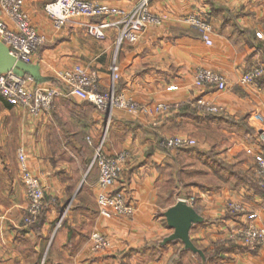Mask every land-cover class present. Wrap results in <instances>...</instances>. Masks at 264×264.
Instances as JSON below:
<instances>
[{
  "label": "crops",
  "instance_id": "0c3cea01",
  "mask_svg": "<svg viewBox=\"0 0 264 264\" xmlns=\"http://www.w3.org/2000/svg\"><path fill=\"white\" fill-rule=\"evenodd\" d=\"M49 1L26 2L34 26L47 36L32 64L39 84L59 86L63 95L50 113L37 118L0 98V264H264V247L248 248L238 237L246 216L226 209L231 201L242 202L258 214L254 223L264 227V189L256 181L254 160L255 153L264 155L258 140L264 130V0H151V11L163 24L119 48L116 90L148 108L164 103L168 109L136 115L114 109L109 118L92 103L66 94L56 73L82 65L96 70L107 87L117 32L109 30L105 40H95L78 23L83 19L55 31L44 11ZM93 1L129 9L139 0ZM198 12L212 25L211 46L183 21ZM200 67L222 74L227 90L196 87ZM255 68L263 75L242 86V76ZM172 86L177 89L168 90ZM201 103L221 111L210 113ZM172 136L197 144L181 150L159 147L162 138ZM101 141L106 156L131 153L115 185L133 208L130 216L99 214V172L89 166ZM20 147L45 188L43 219L31 225L24 222L28 199L18 167ZM194 154L213 160L197 168L202 186L187 181L193 197L186 202L204 218L190 238L205 262L180 242L161 245L173 233L164 214L177 203L163 199V175L183 161L189 168L200 167ZM93 232L108 237L110 248L93 252Z\"/></svg>",
  "mask_w": 264,
  "mask_h": 264
},
{
  "label": "built area",
  "instance_id": "2783aa9c",
  "mask_svg": "<svg viewBox=\"0 0 264 264\" xmlns=\"http://www.w3.org/2000/svg\"><path fill=\"white\" fill-rule=\"evenodd\" d=\"M27 0H0V42L19 61L32 64L39 54L41 47L47 42V36L34 26L31 16L26 9ZM151 0H139L132 8L126 9L93 0H50L44 8L45 14L53 23L55 31H60L71 21H78L89 36L102 41L107 38L109 30L117 32L116 47L119 49L125 42L136 43L141 34L150 26H162L163 19L151 11ZM183 21L195 27L201 34L205 44L211 46L213 28L208 17L201 12L187 15ZM261 38V34H257ZM263 75L261 68H255L244 74L240 79L242 86L252 84ZM56 79L66 90V94L80 100L88 101L103 112L107 118L114 109L122 110L131 115L145 113H162L168 109L164 103H158L149 108L136 99L116 90L120 79V69L114 59L110 66V82L103 88L96 70L75 65L71 69L59 70ZM194 85L198 88L214 87L219 92L227 90L226 78L209 68L200 67L194 76ZM169 87L168 90H176ZM63 95L59 86H43L30 75L19 76L12 71L0 73V98L9 105L26 108L29 115L39 117L50 113L57 98ZM205 105L210 113H219L221 108ZM108 126H106V129ZM258 140L264 146V130L258 135ZM194 139L185 136L164 137L159 141V147L164 150L187 149L196 146ZM103 141L97 146L89 169H98L99 193L96 198L100 216L106 219L127 217L133 213L122 191H116L115 185L121 177L125 166L131 158L128 150L118 152L114 156H106L102 150ZM247 153H252L251 149ZM20 179L26 189L28 199L27 225L34 224L46 208L45 188L41 179L30 168L28 155L23 147L17 151ZM255 178L264 189V155L255 153ZM227 211L232 214L246 216L247 222L238 231L242 244L255 249L264 247V227L254 222L258 214L250 213L242 202L231 201ZM66 211L60 216L57 229L60 227ZM91 250L100 252L110 248L108 237L100 232H93L90 237Z\"/></svg>",
  "mask_w": 264,
  "mask_h": 264
},
{
  "label": "water",
  "instance_id": "95a60500",
  "mask_svg": "<svg viewBox=\"0 0 264 264\" xmlns=\"http://www.w3.org/2000/svg\"><path fill=\"white\" fill-rule=\"evenodd\" d=\"M12 71L19 76L30 75L37 83L40 78L33 64H26L17 60L9 51V49L0 42V73ZM167 225L173 230V233L166 237L162 242V246L170 243L181 242L185 251H191L198 255L205 262L204 252L197 248L190 238V232L193 226L203 224L204 218L189 205L185 200H178L175 205L170 207L164 214Z\"/></svg>",
  "mask_w": 264,
  "mask_h": 264
},
{
  "label": "rangeland",
  "instance_id": "374dc122",
  "mask_svg": "<svg viewBox=\"0 0 264 264\" xmlns=\"http://www.w3.org/2000/svg\"><path fill=\"white\" fill-rule=\"evenodd\" d=\"M118 50L119 49H117L116 47V52L113 60L115 59ZM194 157L198 162V166L200 167L189 168L186 166L188 165V163L183 161L180 162L178 168H174V170L164 173L162 182V193L164 200L168 199L172 202H177L180 199L190 201L193 197V192H191L192 190L188 188L187 181L190 179H194V181L189 182H192L196 186L203 185L202 183L198 182L200 181V179H203V176L196 175V171L198 170L197 168H200L202 170V168L204 167V163L209 162L212 164L213 160H211V157L209 155L203 154H194ZM188 174H190V176ZM180 244L181 246H183L181 242Z\"/></svg>",
  "mask_w": 264,
  "mask_h": 264
},
{
  "label": "trees",
  "instance_id": "16d2710c",
  "mask_svg": "<svg viewBox=\"0 0 264 264\" xmlns=\"http://www.w3.org/2000/svg\"><path fill=\"white\" fill-rule=\"evenodd\" d=\"M102 150H103V146H102ZM44 213H45V210L42 212V214L38 217V219L36 220V222L34 223V224H36V223H39L42 219H43V216H44ZM104 251V250H103ZM101 252V251H100Z\"/></svg>",
  "mask_w": 264,
  "mask_h": 264
}]
</instances>
